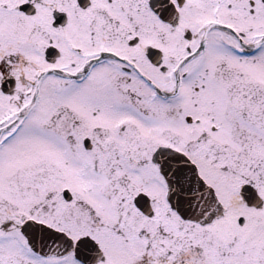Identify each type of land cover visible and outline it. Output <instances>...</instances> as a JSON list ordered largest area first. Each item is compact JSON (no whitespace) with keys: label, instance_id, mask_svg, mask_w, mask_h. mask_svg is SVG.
Returning a JSON list of instances; mask_svg holds the SVG:
<instances>
[{"label":"snow or ice","instance_id":"6c2138e0","mask_svg":"<svg viewBox=\"0 0 264 264\" xmlns=\"http://www.w3.org/2000/svg\"><path fill=\"white\" fill-rule=\"evenodd\" d=\"M0 264H264V0H0Z\"/></svg>","mask_w":264,"mask_h":264}]
</instances>
